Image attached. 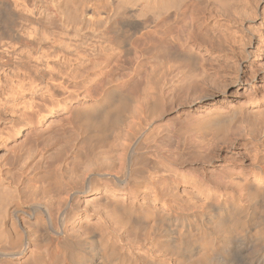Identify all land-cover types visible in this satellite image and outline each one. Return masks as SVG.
I'll return each mask as SVG.
<instances>
[{
    "label": "bare ground",
    "instance_id": "6f19581e",
    "mask_svg": "<svg viewBox=\"0 0 264 264\" xmlns=\"http://www.w3.org/2000/svg\"><path fill=\"white\" fill-rule=\"evenodd\" d=\"M255 1L0 0V93L5 95L4 101L0 102V113L10 116L11 125H18L19 117L21 119L25 114L22 111L31 113L35 104L25 101L27 96L31 99L37 95L42 99L44 96L53 98L59 96L55 95L57 92H67L66 88L71 84L76 90L81 81L93 82L90 73L97 78L105 73L96 67L98 58L111 56L108 52L114 50L118 62L106 71L107 81L112 85L103 90L97 99L71 107L67 117L69 125L59 129L58 136L70 134L75 137L80 132L78 135L83 137L90 135L91 129L98 131L96 128L100 126L96 127L97 124H121L126 116L123 113L124 101L128 98L125 72L128 64L125 63L132 53L139 56L144 54L139 50L132 51L129 44L132 35L154 24L149 32L154 44H151L148 53L152 52L159 58L198 59L199 47L205 45L210 51L216 50L223 55V69L226 72V59L243 58L244 47H249L251 43L258 45V31L264 33V7L258 13H249L252 18L262 20L259 26L262 29L248 26L233 32L228 25L231 10L247 8ZM190 9L204 11L199 23L197 21L200 19L190 13ZM217 18H221L217 24L207 21ZM238 20L234 17L235 24ZM166 24L165 36L164 33L160 35L161 27ZM186 24L190 27L186 39H181L179 43L173 36L170 37L173 29L180 36L186 30ZM249 66L252 68L248 73L251 77L255 72L264 70L254 63ZM115 74L118 79L113 82ZM236 81L240 83L241 79L237 78ZM261 82L264 83V76ZM114 98H117L116 104ZM245 106L249 107V116L242 113ZM18 113L22 115L16 121L14 117ZM234 121L250 124L253 128L249 132H231L217 140L211 148L204 147L202 152L185 151L180 159L183 162H212L218 159L217 152L247 150L251 164L246 170L235 171V182L228 181L229 186L237 188L231 196L219 191L227 186L215 185L214 188L215 181L196 177L195 185L205 187L207 193L201 204L193 201L190 206L185 205L161 196L155 188L151 192L152 205L141 204L131 197L140 192L138 186L126 179L130 178L131 170H126L122 176L97 174L109 186L111 194L107 205L115 219L126 230L144 237L162 253L167 264H264V163L257 160V154L264 145V85H257L242 103L204 114L195 126L221 132ZM71 147L65 142L64 148ZM131 149L130 153H133L136 148ZM232 152L241 156L238 152ZM24 153L26 149L20 147L15 155L16 160L22 159ZM20 173L22 175L24 171ZM92 177L90 174L84 179L88 189L93 184ZM22 183L23 180L11 178L10 182H4L0 178V264H63L65 261L69 264H139L118 251L119 239H107L96 232L71 238L64 226L65 220H61L57 230L50 226L54 243L47 250L40 249L36 231L29 226V229L25 228V221L36 218V215L41 221L42 214L48 213L40 204L23 199V191L19 188ZM121 190L128 195L122 198L113 194ZM84 192L81 188L73 189L71 199H77ZM213 198L217 199V203L212 202ZM17 227L22 233L15 231ZM14 241H17V245ZM146 264L159 263L148 261Z\"/></svg>",
    "mask_w": 264,
    "mask_h": 264
},
{
    "label": "rangeland",
    "instance_id": "374dc122",
    "mask_svg": "<svg viewBox=\"0 0 264 264\" xmlns=\"http://www.w3.org/2000/svg\"><path fill=\"white\" fill-rule=\"evenodd\" d=\"M263 7L264 1L256 0L247 8L231 10L229 27L233 32L248 26L259 27L262 20L252 18L249 13H258ZM189 11L200 19L198 23L204 17L202 9ZM234 17L239 18L237 24L234 23ZM220 20L221 18L207 21L217 24ZM167 24L162 26L163 29L161 27L160 35L164 33L165 36L164 29L168 27ZM152 27L135 33L129 41L132 51L139 50L141 54L144 52V56L132 53L125 63L128 64L125 70L128 98L124 101V124H97L96 127L100 126L99 129L95 127L98 131L91 129L92 133L83 137L78 135L79 131L75 137L70 134L58 136V130L69 125L67 117L70 109L97 99L103 90L112 85L107 81L106 71L118 62L114 50L108 52L111 56L98 58L96 67L105 73L99 78L90 73L89 77L93 82L81 81L76 90L71 84L66 88L65 95L57 92L55 95L59 96H44V100L39 98V95L33 99L27 96L25 101L36 104L33 103L35 111L32 109V114L27 111L29 115L22 111V114H25L23 116L20 113L21 119L20 114H16L14 119L17 121L19 117L18 125H11L10 116L0 113V178L4 182H10L11 178L23 180L19 187L23 191V199L38 203L47 211L48 215L41 212V221L37 218L39 215H36L37 219L28 218L25 221L26 227L24 225L25 228L36 231L40 249L47 250L49 245L54 243L55 237L50 226L57 230L61 226V220H65L64 226L71 238L96 232L107 239H119L118 251L139 264H146L148 261L167 264L162 258V253L152 247L144 237L136 236L135 231L132 233L126 230V227L115 219L107 205L111 194L109 186L100 180L97 174L122 176L126 170H131L130 178L126 179L140 188L138 195L131 196L136 202L152 205L151 192L155 188L161 196L190 206L193 201L201 204L207 195L205 187L195 185L196 177L215 181L214 188L215 185L227 186L219 191L227 192L228 196H231L237 188L234 185L229 186L228 181L235 182V171L249 168L251 159L244 149L217 152L219 157L212 162H183L180 159L185 151L202 152L204 147L211 148L217 140L231 132H249L253 128L250 124H239L238 121H234L221 132L199 129L195 125L204 114L242 103L257 85H264L261 82L264 70L255 72L252 77L248 74L252 71L250 63L264 69V33L258 31V45L251 43L249 47H244L243 58L228 57L225 72L223 55L216 50L210 51L205 45L199 47L198 59L159 58L152 52L148 53L154 44L153 36L149 34ZM185 29L180 36L177 30L173 29L170 37L173 36L174 40L180 43L181 39H186L190 30L188 24ZM53 31L61 33L56 29ZM117 77L115 74L112 81L116 82ZM237 78L241 79L240 83L236 81ZM78 79L80 80V77ZM64 85L66 87V84ZM4 96L0 93V102L4 101ZM116 100L117 98H114V104ZM242 113L249 116V107L245 106ZM65 142L72 147L64 148ZM134 146L136 149L130 153L131 147L133 149ZM20 147L26 149V154H23V160H16L15 155ZM231 152H238L241 156ZM257 160L264 163V145L257 154ZM20 171L24 173L21 175ZM90 174L93 175V184L88 189L84 179ZM221 177L223 180H220ZM75 188H81V191L85 192L79 194L77 199H71L72 190ZM113 194L122 198L128 195L125 190ZM212 200L217 203V199ZM24 205L28 206L26 203ZM15 231L22 233L19 227ZM15 244L17 245V241ZM63 264L69 262L65 261Z\"/></svg>",
    "mask_w": 264,
    "mask_h": 264
}]
</instances>
